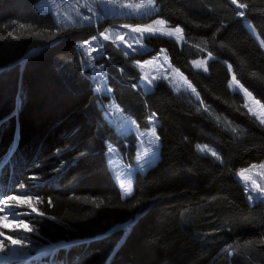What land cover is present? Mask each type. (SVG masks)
Wrapping results in <instances>:
<instances>
[{"label":"trees","instance_id":"16d2710c","mask_svg":"<svg viewBox=\"0 0 264 264\" xmlns=\"http://www.w3.org/2000/svg\"><path fill=\"white\" fill-rule=\"evenodd\" d=\"M39 1L0 0V186L4 196L32 195L44 213L26 220L42 250L36 263L264 264V201L249 204L238 179L264 161V127L226 85L235 75L264 109V51L244 25L264 41V0H238L242 9L231 0H155L154 15L103 20L100 28L160 18L183 37H146L148 51L129 57L109 44L110 61H96L108 96L95 91L79 51L96 29L62 26ZM161 49L196 99L162 81L141 93L133 61ZM207 56L205 73L193 69ZM110 100L141 130L152 116L157 123L158 159L135 173L126 199L108 147L128 162L136 138L107 117Z\"/></svg>","mask_w":264,"mask_h":264},{"label":"rangeland","instance_id":"374dc122","mask_svg":"<svg viewBox=\"0 0 264 264\" xmlns=\"http://www.w3.org/2000/svg\"><path fill=\"white\" fill-rule=\"evenodd\" d=\"M129 4L132 5L131 8L123 7V5ZM138 4H147V0H114V3L108 5L106 3H101V0H40L36 4V8L40 13L49 12L55 19L57 23L62 26H71V27H93L96 29L95 35L89 37L83 42L79 43V51L82 55L83 65L85 68L90 69L91 77H93V83L95 84V91L99 94H104L108 96L110 94V87L107 86V74L104 71L103 66L99 65L96 61L109 62L107 59V54L104 52L105 49H108L107 46L111 44L114 48L120 50L124 55L125 52L128 55H141L148 51V48L144 45V39L149 36H162L168 37L166 35H161L159 32L152 35L150 33H139L133 32L132 28L140 26L145 27L152 25L156 29H160L159 25H155L154 21L160 18H154L153 20L147 22L145 25H131L128 23H119L111 24L106 26H98L100 22L105 19H114V18H141L144 16L154 15L156 13V6L151 7H142L138 12L135 9V6ZM79 13V15H78ZM87 15L89 20H84L83 16ZM250 22L245 21L244 25L250 34L257 40L258 44L264 51V47L261 46L260 40L257 38L254 29L248 27ZM124 25H129L131 27H123ZM175 27L168 26L167 23L164 26L163 31L168 29H174ZM101 32H104L109 38L105 40L103 36L100 35ZM123 36L124 39H119V36ZM182 36V32L176 34L175 36L168 37L181 42L179 37ZM139 40L140 43H136ZM87 45V47H85ZM131 45V47H129ZM210 57L207 56L206 59H199L195 61L201 62V66L197 67L194 64V61L191 62L193 69L205 73L207 62ZM169 59L165 56L164 52H157L155 55L146 58L144 60H136L134 63L137 70L140 73V79L138 80V86L141 88V91L146 94L151 92L155 83L159 81L165 82L174 92L178 93H188L192 98H197L196 93L192 91V86L186 78L181 75L168 61ZM151 61V63H149ZM142 66V67H141ZM146 77V79H145ZM166 77V78H165ZM151 81V83H149ZM170 84V85H169ZM229 84H232L233 87L228 89L231 93H237L243 98L242 107L255 118V120L260 124V120L264 119V109L259 103H256L252 96L245 97L243 92L233 91L237 86L233 83L232 77ZM247 103L248 108L244 107V104ZM105 108L107 109V117L112 121V124L119 129V131L124 133H132L136 138L135 153L132 160L128 159V162L123 158L120 153L113 149L111 146L108 147V166L111 171L113 178L115 179L117 185L120 188L121 182L127 188L131 185V194L133 192V181L135 173L139 172L144 174L150 167H152L156 160L158 159V149L159 142L156 139L155 129L141 130L137 127L136 123L125 115L120 108L114 105L112 100L106 103ZM249 108L252 109L256 115L253 116L249 112ZM149 121L153 124L156 123V120ZM262 125V124H260ZM264 127V125H262ZM201 147H206L208 151L201 152L197 147V151L202 155H212V148L204 145ZM111 149V151H109ZM213 156V155H212ZM215 157V156H213ZM216 158V157H215ZM130 163V164H128ZM141 165H144L141 168ZM255 165V167H253ZM251 165L246 168L249 171L244 172V176L247 179L242 178L238 172V179L242 183L245 192L246 200L249 204H254L257 201H264V195H261L259 192L253 189L252 181L255 180L260 187L264 188V161L258 164ZM121 196L123 199L130 197L131 195L125 196L123 194V189L120 188ZM22 193V192H20ZM251 194L254 198L253 200H248V195ZM6 197L0 195V207H3L2 200ZM9 204H15L14 201H9ZM32 205L35 207L34 201ZM16 213H29L28 215L17 216V220L26 221L28 217L33 216L36 213L31 211L27 205L18 206L15 208ZM5 212H0V216H4ZM0 243L3 244V247L0 248V264H11L17 262L20 264H37L40 261L41 248L33 244V239L31 236L33 232H24L22 229L16 228V224L12 222V217H9L8 220L0 221ZM8 236H12L14 239H19L23 237L21 243L13 244L11 240L7 239ZM37 262V263H36ZM47 264V263H43ZM51 264V263H49ZM54 264V263H52Z\"/></svg>","mask_w":264,"mask_h":264},{"label":"snow or ice","instance_id":"6c2138e0","mask_svg":"<svg viewBox=\"0 0 264 264\" xmlns=\"http://www.w3.org/2000/svg\"><path fill=\"white\" fill-rule=\"evenodd\" d=\"M101 3H106L108 5H111V4L114 3V0H101ZM154 3H155V0H147V4L146 5L145 4H138V5L135 6V9L138 12L142 7L154 6ZM231 3L233 5H236L237 8H241L242 9V8L246 7V4L238 3V0H231ZM123 7L131 8L132 5L125 4V5H123ZM78 15H79V13H78ZM236 15L239 16V17H244L245 14H244L243 11H239V12L236 13ZM83 19L87 21V20H89V17L87 15H84ZM154 24L155 25H159L160 29H156L152 25H148V26H145V27H140V26L134 27V28H132V31L133 32H139V33H150L152 35H155V34H157V32H159L161 35H166L168 37L175 36L176 34L182 32V29L180 27H178V26L175 27L174 29H168L167 31H163L164 26L166 24V21L163 20V19L155 20ZM123 27H131V26L124 25ZM248 27L251 28V25L249 24ZM100 35L103 36V38L105 40H107L109 38L104 32H101ZM182 38H183L182 36L179 37V39H182ZM119 39L123 40L124 37L121 35V36H119ZM136 43H140V41L137 40ZM261 46L264 47V41H261ZM85 47H87V45H85ZM129 47H131V45H129ZM164 51H165L164 49H161V53H163ZM125 55H128V53L125 52ZM149 63H151V61H149ZM194 64L197 67L201 66V62H199V61H194ZM228 67H229V70H231V65H229ZM204 70L207 71L208 69L205 68ZM145 79H146V77H145ZM232 81L237 86L235 89H233V91L243 92L245 97H250L252 95L250 92L247 91V89L244 88V86L242 84L239 83V81L237 80L235 75L232 77ZM149 83H151V81H149ZM189 87H191V85H189ZM232 87H233V85L229 84V88L231 89ZM192 91L195 93V91H196L195 88H193ZM256 103H259V101H256ZM244 107L248 108L247 103L244 104ZM248 110H249V112L252 113L253 116L256 115L254 112H252L251 108H249ZM205 111H209V110L207 108H205ZM260 124L264 125V119L260 120ZM156 139L159 140V136H157ZM197 148L201 152L208 151V149L206 147H201L200 145H197ZM109 151H111V149H109ZM211 154L213 156H215L217 160H220V156L215 151H212ZM143 167H144V165H141V168H143ZM253 167H255V165ZM260 167H264V165H261ZM245 171H249V170H247V169L246 170H242L239 173V175L242 178L247 179V177L244 176V172ZM252 185H253V189L255 191L259 192L261 195H264V188L260 187V185H258L255 180L252 181ZM120 188L123 189V194L125 196L131 195V185H129L126 188L124 186V184L121 182ZM253 198L254 197L251 194L248 195V200L249 201L253 200ZM9 201H14L15 204H9ZM32 201H33V196L30 195V194H27V193H19V194H15V195H8L5 199L2 200L3 207H0V212H5L6 214L4 216H0V221L8 220L9 217H12V222L16 224V228L22 229L24 232H31L32 229L30 227L29 222H26L24 220H17L16 219L17 216L28 215L29 213H16L15 212V208L18 207V206L27 205L29 208H31V211L33 213H37L38 215H41V216L44 215V213L38 212V210L32 205ZM49 204H51V201H49ZM0 235H3V233H0ZM7 239L11 240L12 243L15 245V244L21 243L22 240H23V237H21L19 239H14L12 236H8ZM2 247H3V244L0 243V248H2Z\"/></svg>","mask_w":264,"mask_h":264},{"label":"bare ground","instance_id":"6f19581e","mask_svg":"<svg viewBox=\"0 0 264 264\" xmlns=\"http://www.w3.org/2000/svg\"><path fill=\"white\" fill-rule=\"evenodd\" d=\"M236 17V16H235ZM238 18V17H237ZM236 18V19H237ZM241 18V17H240ZM241 20V19H240ZM248 21V20H247ZM65 27H67V26H65ZM173 27H175V26H173ZM247 30V29H246ZM251 35V34H250ZM162 38V37H161ZM167 38V37H166ZM253 39V38H252ZM253 40H255V39H253ZM173 41H175V40H173ZM181 41V40H180ZM181 43V42H180ZM147 52V51H146ZM133 59V58H132ZM138 60V59H137ZM197 60V59H196ZM169 61V60H168ZM133 62H135V60L133 61ZM103 64V63H102ZM104 65V64H103ZM106 65V64H105ZM108 65V64H107ZM172 65V64H171ZM101 66V65H100ZM135 66V65H134ZM84 71H86L85 69H84ZM139 71V70H138ZM109 73V72H108ZM87 75H88V73H87ZM182 75V74H181ZM230 80V79H229ZM228 80V82H230ZM163 82V81H162ZM109 85V84H108ZM170 85V84H169ZM227 86L229 85V83L228 84H226ZM141 89V88H140ZM142 94H144L143 92H141ZM178 93V92H177ZM234 93V92H233ZM145 95V94H144ZM243 99V98H242ZM243 101V100H242ZM245 110V109H244ZM251 116V115H250ZM152 120H154L155 119V117L154 116H152V117H150ZM255 119V118H254ZM156 120V119H155ZM157 123H154L153 125L155 126ZM149 128L148 129H152V128H154V126H152V122L151 121H149ZM155 129V128H154ZM146 130V129H145ZM153 130V129H152ZM158 142V141H157ZM126 143V142H125ZM126 147H128V146H126ZM195 147H196V145H195ZM213 150V149H212ZM198 153V152H197ZM199 154V153H198ZM204 156V155H203ZM212 155H210V157H211ZM214 158V157H213ZM216 159V158H215ZM219 161V160H218ZM156 163V162H155ZM151 168V167H150Z\"/></svg>","mask_w":264,"mask_h":264},{"label":"crops","instance_id":"0c3cea01","mask_svg":"<svg viewBox=\"0 0 264 264\" xmlns=\"http://www.w3.org/2000/svg\"><path fill=\"white\" fill-rule=\"evenodd\" d=\"M207 59H209V58H207Z\"/></svg>","mask_w":264,"mask_h":264}]
</instances>
